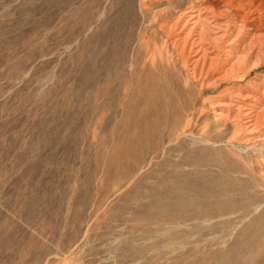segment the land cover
I'll return each instance as SVG.
<instances>
[{"label":"rangeland","instance_id":"374dc122","mask_svg":"<svg viewBox=\"0 0 264 264\" xmlns=\"http://www.w3.org/2000/svg\"><path fill=\"white\" fill-rule=\"evenodd\" d=\"M166 5L0 0V264H264V32L216 89L134 72Z\"/></svg>","mask_w":264,"mask_h":264},{"label":"bare ground","instance_id":"6f19581e","mask_svg":"<svg viewBox=\"0 0 264 264\" xmlns=\"http://www.w3.org/2000/svg\"><path fill=\"white\" fill-rule=\"evenodd\" d=\"M162 1L167 5L151 14V18L154 20L152 24L156 25V28H152L150 32L152 40L161 33L164 37V46L161 48L147 45L142 47L138 44L131 62V69L134 72L139 69L159 75L162 71H182L189 79L198 83L202 90L216 89L222 81L234 76L245 77L247 75L249 70L245 68V62L243 61L245 50L251 49L254 43L260 40L261 33L264 32V0H188L187 2H182V0H154L157 3ZM143 5L142 8L147 9V5ZM225 17L229 21L228 23L223 22L225 26L223 28L219 24L222 23L220 20ZM229 22H232L233 29L230 28ZM215 26L221 31H219L218 36L213 37ZM249 27H252L253 31L246 40L244 36ZM230 36H232V39L228 44L240 42L238 45L241 46V50H239L242 54L233 60L230 58V52H226V59L220 63V52L224 51L225 48H222L221 44L222 42L227 43ZM139 38L142 42L144 38L142 33ZM168 41L174 53L168 48ZM227 50L231 49L227 48ZM142 52L144 53L145 62L143 65H139L137 57ZM218 70L221 73H219V76L217 74ZM216 74L217 77L210 81ZM247 86H245V89L247 88L255 94H261L258 85L254 81L248 83ZM236 89H238L236 92L229 90L230 94L234 93L239 99L252 97L249 94H241L242 86L238 85ZM240 101L246 103V100ZM247 110L246 116H244L246 117L245 128L249 132L256 131L264 123V106L259 111L253 108H247ZM190 113L191 117L186 121L187 126L191 123L195 111L192 110ZM206 213L199 211L195 215L205 217L204 214Z\"/></svg>","mask_w":264,"mask_h":264}]
</instances>
